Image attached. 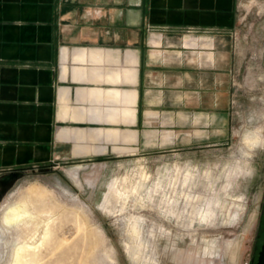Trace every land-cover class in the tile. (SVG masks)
<instances>
[{
  "label": "crops",
  "instance_id": "crops-1",
  "mask_svg": "<svg viewBox=\"0 0 264 264\" xmlns=\"http://www.w3.org/2000/svg\"><path fill=\"white\" fill-rule=\"evenodd\" d=\"M241 0H0V171L222 142Z\"/></svg>",
  "mask_w": 264,
  "mask_h": 264
},
{
  "label": "rangeland",
  "instance_id": "rangeland-1",
  "mask_svg": "<svg viewBox=\"0 0 264 264\" xmlns=\"http://www.w3.org/2000/svg\"><path fill=\"white\" fill-rule=\"evenodd\" d=\"M239 16L222 142L15 171L0 187V264H247L264 199V0H241ZM17 207L30 212L18 223Z\"/></svg>",
  "mask_w": 264,
  "mask_h": 264
},
{
  "label": "flooded vegetation",
  "instance_id": "flooded-vegetation-1",
  "mask_svg": "<svg viewBox=\"0 0 264 264\" xmlns=\"http://www.w3.org/2000/svg\"><path fill=\"white\" fill-rule=\"evenodd\" d=\"M247 264H264V199L252 230Z\"/></svg>",
  "mask_w": 264,
  "mask_h": 264
},
{
  "label": "bare ground",
  "instance_id": "bare-ground-1",
  "mask_svg": "<svg viewBox=\"0 0 264 264\" xmlns=\"http://www.w3.org/2000/svg\"><path fill=\"white\" fill-rule=\"evenodd\" d=\"M80 169H81V167H76L74 169H68L66 172H67L68 176L74 181V183H76L77 186L82 187V183H81V179H80V175H79ZM29 213L26 210L19 209V207H17V209H15V210L12 209V215H11L12 218L11 219H12V221L18 223L19 220H21L25 216H28ZM12 221H10L7 218L8 223H11ZM14 224H16V223H14ZM27 252H29V251H27ZM17 255L19 256L20 253H18ZM37 257H38V255L36 252H34V253L32 252V254L28 253V257L25 256V257L17 260L16 264H31L32 262H34L37 259Z\"/></svg>",
  "mask_w": 264,
  "mask_h": 264
},
{
  "label": "water",
  "instance_id": "water-1",
  "mask_svg": "<svg viewBox=\"0 0 264 264\" xmlns=\"http://www.w3.org/2000/svg\"><path fill=\"white\" fill-rule=\"evenodd\" d=\"M18 177L19 172H12L7 178L0 180V187L9 186Z\"/></svg>",
  "mask_w": 264,
  "mask_h": 264
}]
</instances>
